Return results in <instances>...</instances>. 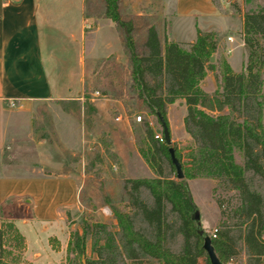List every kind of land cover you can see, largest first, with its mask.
<instances>
[{"label": "trees", "instance_id": "16d2710c", "mask_svg": "<svg viewBox=\"0 0 264 264\" xmlns=\"http://www.w3.org/2000/svg\"><path fill=\"white\" fill-rule=\"evenodd\" d=\"M104 17L123 33L131 62V89L148 116L168 131L166 108L181 99L185 106L184 132L192 147L182 161L180 153L163 139L153 138L144 125L141 159L152 178L124 179L125 208L108 209L114 221L82 219L80 231L69 232L66 264H209L204 238L220 264L241 249L245 264L264 260V8L241 14L243 69L233 72L224 60L209 63L216 51L215 34L196 29L188 44L167 43L161 48L153 27L147 29L138 55L132 25L117 11L119 0H102ZM210 3L216 7L213 0ZM235 13L238 9L231 5ZM219 72V90L206 93L200 82L206 72ZM162 135V132H161ZM178 162L177 179L168 150ZM210 179L225 197L217 196L218 229L204 236L194 219L196 207L187 181ZM213 189V192L217 190ZM110 204V203H109ZM90 256L86 257V241ZM13 243L17 255L5 249ZM175 246V249L171 248ZM24 249L22 236L12 222L0 225V264H19ZM73 256V259H69Z\"/></svg>", "mask_w": 264, "mask_h": 264}, {"label": "crops", "instance_id": "0c3cea01", "mask_svg": "<svg viewBox=\"0 0 264 264\" xmlns=\"http://www.w3.org/2000/svg\"><path fill=\"white\" fill-rule=\"evenodd\" d=\"M74 2L54 12L44 5V0H0V154L6 124L32 114L38 103L60 110L76 106L78 118L82 119L89 110L85 101L92 102L100 120L111 114L113 121L119 123L117 138L132 141L126 106L127 96L133 93L131 62L123 33L104 17L102 0ZM121 7L119 0L118 14L132 25L138 55L146 54L144 42L150 27L154 28L161 48L164 41L192 43L197 29L214 33V55L222 53L233 72L241 71L242 19L228 5L220 9L209 0H124ZM228 37L231 43L226 41ZM227 49H231L229 54H225ZM205 80L211 81L207 72L202 81ZM86 95L90 98L86 99ZM76 172H80V167ZM83 177L82 172L78 176H0V225L15 213L8 222H12L24 241L20 264H65L67 219L76 220L84 210L78 199ZM8 201L12 203L11 210L5 209ZM23 227L36 228L44 235L41 250L29 246L20 232Z\"/></svg>", "mask_w": 264, "mask_h": 264}, {"label": "rangeland", "instance_id": "374dc122", "mask_svg": "<svg viewBox=\"0 0 264 264\" xmlns=\"http://www.w3.org/2000/svg\"><path fill=\"white\" fill-rule=\"evenodd\" d=\"M73 1L75 0H44V5L50 7L54 12H58L62 6L74 5ZM213 1L220 9L225 5L229 7L234 5L239 14L264 8V0ZM123 7L124 0H122L121 8L123 9ZM56 15L59 14L53 16ZM59 16L69 15L60 14ZM233 36L237 37L235 34ZM211 58L214 60L212 59V62L209 60V63L216 67L219 66L221 60L225 61L220 52ZM243 63L244 54L241 71ZM207 74L211 81H202L200 86L211 94L219 90V72H207ZM85 98L89 99L90 96L86 95ZM85 104L89 110L85 111V116L82 119L78 118L76 106L70 110H60L59 107L45 103L35 104L32 114L16 118L13 122L6 124L5 144L0 154V176H60L64 174L78 176L82 172L84 183L78 192V199L84 205V210L76 220H71L68 217L69 232L77 229L80 231L81 220L87 218L105 223L111 229L114 228V221L108 207L113 205L120 210H126L122 188L123 180L153 177L151 170L138 153L139 149L145 148L144 125H148L153 135L162 137L160 125L153 117L147 115L134 91L126 99V106H129L127 119L132 132L131 142L116 137L115 132L119 123L113 121V115L109 114L107 118L102 116V120H100L92 102L86 100ZM184 108L180 99L174 101V105L169 111L166 108L167 118L169 117L170 121V124L167 122L169 146L180 153L182 161H185V156L192 147L191 140L182 126ZM136 116L141 117L139 123L134 121ZM38 140H42L40 146H36ZM77 166L80 167L78 173L76 172ZM112 166L115 168L114 171L111 169ZM187 185L196 207L198 228L204 236H208L218 229L220 221V209L215 203V198L217 196L225 197L228 194L219 190L216 181L210 179L188 180ZM216 187L217 190L213 192ZM11 206L12 203L8 201L5 209L11 210ZM14 214L6 217L5 220L11 221ZM20 232L27 238L29 246L39 250L44 247V235L39 234L36 228L23 227L20 228ZM171 248L175 249V246L171 245ZM5 249L13 255H17V249L12 242L10 245H6ZM89 250L90 242L87 240L86 257L90 256ZM22 257L23 252L20 263H22ZM69 259H73V256H69ZM245 260L243 251L238 248L237 254L225 264H245ZM200 263L203 264L202 261ZM80 264H83V260H80ZM261 264H264V260L261 261Z\"/></svg>", "mask_w": 264, "mask_h": 264}, {"label": "water", "instance_id": "95a60500", "mask_svg": "<svg viewBox=\"0 0 264 264\" xmlns=\"http://www.w3.org/2000/svg\"><path fill=\"white\" fill-rule=\"evenodd\" d=\"M209 60L212 62V58H210ZM162 136H163V139H164L165 143L167 145H169V143H170L169 134H168V131L166 130V128L164 126L162 127ZM168 152H169V155H170L171 163H172V165L175 168L176 178L177 179H181L182 178V172H181V169H180V166H179L178 162L176 161V159L173 156L172 149H169ZM76 170L77 171L79 170V166H77ZM194 219L195 220L198 219L196 212L194 213ZM202 247H203V249H204V251L206 253V256H207V259L209 261V264H220L218 262L217 258L215 257L214 253H213V250H212V248H211V246L209 244V239L208 238H204V242H203V246Z\"/></svg>", "mask_w": 264, "mask_h": 264}, {"label": "built area", "instance_id": "2783aa9c", "mask_svg": "<svg viewBox=\"0 0 264 264\" xmlns=\"http://www.w3.org/2000/svg\"><path fill=\"white\" fill-rule=\"evenodd\" d=\"M226 41L229 42V43H231L232 42V39L228 37V38H226ZM230 52H231V49L225 50V54H229ZM140 120H141V117L140 116H136L134 118V121L136 123H139ZM153 138L156 139V140H158L159 142L162 141V137L160 135H154ZM111 169H112V171L115 170V168L113 166L111 167ZM214 234H215V230L212 232V237H214Z\"/></svg>", "mask_w": 264, "mask_h": 264}]
</instances>
